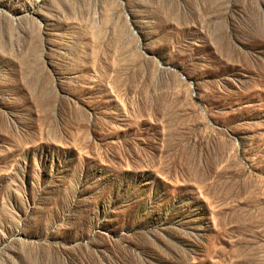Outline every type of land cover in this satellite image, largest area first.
I'll return each instance as SVG.
<instances>
[{
    "label": "rangeland",
    "instance_id": "1",
    "mask_svg": "<svg viewBox=\"0 0 264 264\" xmlns=\"http://www.w3.org/2000/svg\"><path fill=\"white\" fill-rule=\"evenodd\" d=\"M0 264H264V0H0Z\"/></svg>",
    "mask_w": 264,
    "mask_h": 264
}]
</instances>
